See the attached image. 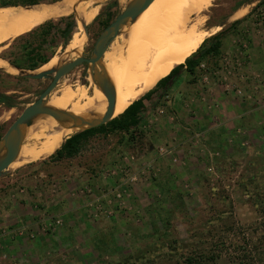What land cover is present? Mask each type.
<instances>
[{"label":"rangeland","instance_id":"374dc122","mask_svg":"<svg viewBox=\"0 0 264 264\" xmlns=\"http://www.w3.org/2000/svg\"><path fill=\"white\" fill-rule=\"evenodd\" d=\"M259 2L212 1L201 15L207 29L243 20L223 36L219 69L202 65L196 83L188 78L159 103L154 96L135 134L97 136L73 159L6 171L0 264H184L196 251L203 264H264V68L255 61L264 62V4L250 15ZM130 3L99 0L95 20L113 22ZM95 20L89 37L79 30L85 58L103 31ZM88 67L53 92L89 87ZM16 77L0 70V90L13 97L12 107L0 104L1 139L52 81ZM243 107L255 116L240 117Z\"/></svg>","mask_w":264,"mask_h":264},{"label":"bare ground","instance_id":"6f19581e","mask_svg":"<svg viewBox=\"0 0 264 264\" xmlns=\"http://www.w3.org/2000/svg\"><path fill=\"white\" fill-rule=\"evenodd\" d=\"M98 1L62 0L54 4L0 7V47L49 20L75 14L76 28L63 51L64 55L55 56L38 72L57 70L70 59L81 57L83 46L79 30L83 32V26L97 17L99 7L92 4ZM212 1L154 0L135 19L125 21L103 61L95 66L88 65L89 87L66 85L56 90L46 99L44 108L57 115L40 114L23 126L18 154L8 170L47 160L73 134L101 121L108 108L104 94L106 88L114 92L112 118L115 119L153 90L175 68L185 64L205 40L219 30L207 29L205 17L201 16ZM246 10L237 11L232 18H241ZM192 16L196 18L192 19ZM0 70L12 75L19 73L1 57ZM5 155L6 147L1 142L0 160Z\"/></svg>","mask_w":264,"mask_h":264},{"label":"trees","instance_id":"16d2710c","mask_svg":"<svg viewBox=\"0 0 264 264\" xmlns=\"http://www.w3.org/2000/svg\"><path fill=\"white\" fill-rule=\"evenodd\" d=\"M62 0H1L0 7H19V6H35L41 4H54ZM264 4V0H260L259 4L252 11V15L256 9ZM105 19L99 22L98 17L94 23L99 22L104 30L113 20L111 14L104 15ZM249 17V16H247ZM246 19V18H245ZM243 20L233 22L229 29H236ZM75 23L74 15L62 17L58 20H49L40 25L33 31L16 38L12 44V50L1 58L7 60L14 67L24 71H37L44 65L48 64L60 46L67 47L70 42ZM228 30H223L218 34L205 40L199 50L185 64L175 68L169 76L164 78L156 85V87L143 96L140 100L131 104L126 111L118 118L113 119L105 125L97 128L88 129L76 133L69 137L64 144L51 157L44 162H58L67 159H73L80 155L85 146L97 136H109L115 133L135 134L144 124L146 118L144 113L150 107L157 96V102L162 101L171 90L176 89L187 79L189 84L196 83L202 74V65L209 70L219 69L220 61L224 53L223 36ZM17 80H28L24 77H16ZM6 91L0 90V104L12 107V96L4 94ZM1 140V137H0ZM202 251H196L194 258H185L184 264H203L205 256ZM211 259V257H210ZM181 264L180 262H178ZM122 264V263H121Z\"/></svg>","mask_w":264,"mask_h":264},{"label":"water","instance_id":"95a60500","mask_svg":"<svg viewBox=\"0 0 264 264\" xmlns=\"http://www.w3.org/2000/svg\"><path fill=\"white\" fill-rule=\"evenodd\" d=\"M153 1L154 0H134L132 3H130V5L127 6L124 12L118 15L114 19V21L102 31L97 41L95 42L93 53L90 58H85L81 56L79 58H75L73 61H69L65 63L64 65L60 66L57 70L51 69L43 72H38L39 70L24 71L17 68L20 72V75L24 78L30 80H36V81L52 79V81L51 84L42 92L39 99L36 102L32 103L30 106H28L22 112V114L13 122V124L7 130L3 138L0 140V143L1 142L4 143L6 147V155L4 156L3 159L0 160V178L4 176L8 168L13 164L14 160L16 159L22 141L23 126L28 124L33 118H35L40 114H48L51 116L57 115L54 111L45 110L44 106L46 99L49 98L52 92L56 89L59 81L62 78L68 76L77 67L81 65L88 64L95 66L97 64H100L103 61L104 55L108 50L110 44L119 35L125 21H127L130 18L135 19L145 9H147L148 6ZM75 28H76V20L75 23L72 25V29L74 30ZM223 28L224 25L222 26L221 29ZM85 29H86V34L89 37L90 35H89L88 27L86 26ZM104 94L108 101V108L106 114L104 115L101 121L97 123L89 124V127L85 130L100 127L113 120L112 116H113L114 103H115L114 92L113 90L106 88Z\"/></svg>","mask_w":264,"mask_h":264},{"label":"crops","instance_id":"0c3cea01","mask_svg":"<svg viewBox=\"0 0 264 264\" xmlns=\"http://www.w3.org/2000/svg\"><path fill=\"white\" fill-rule=\"evenodd\" d=\"M263 47H264V45H263ZM257 49L258 50H264V48L262 49V48H258L257 47ZM260 60H262V56H258V55H256L255 56V61H257V64H256V67L258 68V70L257 71H260L259 69L260 68H264V62H262V61H260ZM7 61V60H6ZM259 61H260V65H259ZM8 62V61H7ZM253 67H255V65H253ZM254 70V69H253ZM264 71V70H263ZM242 78V77H241ZM243 79V78H242ZM246 107V106H245ZM260 109L259 110H256V112L257 113H260ZM239 112H241V114L242 115H240V117H242V116H244V117H247V118H250V117H254L255 116V111L253 110V112L251 113V114H249V113H247V111L244 109V107L239 111ZM239 117V119H241ZM76 224H74V225H69L68 227H69V229L72 227V229L74 230V229H76Z\"/></svg>","mask_w":264,"mask_h":264},{"label":"flooded vegetation","instance_id":"af4514ba","mask_svg":"<svg viewBox=\"0 0 264 264\" xmlns=\"http://www.w3.org/2000/svg\"><path fill=\"white\" fill-rule=\"evenodd\" d=\"M109 25H110V24H109ZM107 27H108V26H107ZM107 27H106V28H107ZM86 65H88V64H86Z\"/></svg>","mask_w":264,"mask_h":264}]
</instances>
